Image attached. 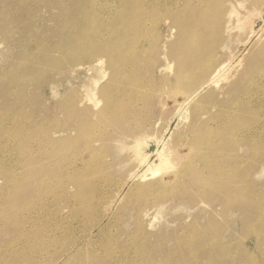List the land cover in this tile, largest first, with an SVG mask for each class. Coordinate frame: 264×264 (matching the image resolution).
<instances>
[{
  "label": "rangeland",
  "instance_id": "obj_1",
  "mask_svg": "<svg viewBox=\"0 0 264 264\" xmlns=\"http://www.w3.org/2000/svg\"><path fill=\"white\" fill-rule=\"evenodd\" d=\"M244 7L230 20L219 0H0V264H264V0ZM206 58L233 68L183 106ZM211 131L241 150L207 155L203 184L175 180ZM134 150L170 166L134 180ZM217 165L235 175L208 177ZM160 177L168 196L138 193Z\"/></svg>",
  "mask_w": 264,
  "mask_h": 264
},
{
  "label": "bare ground",
  "instance_id": "obj_2",
  "mask_svg": "<svg viewBox=\"0 0 264 264\" xmlns=\"http://www.w3.org/2000/svg\"><path fill=\"white\" fill-rule=\"evenodd\" d=\"M258 0H219V2L222 4V8L223 7H225L224 9H225V16L226 17H228L230 20H232V16L234 15V16H239V15H241V12L242 11H244V9H245V7H244V5H245V3H246V5H250V4H252V3H254V2H257ZM7 10H9L8 8H6ZM244 16V15H243ZM244 17H246V16H244ZM244 17H240V21H236L235 22V25H237L238 27H239V29H242V30H245V28H244V25H245V21H242V19L244 18ZM229 20V23L228 24H230L231 23V21ZM7 21L8 20H5V18H4V21H2V25L1 26H3V28H4V30H5V32H4V38L6 39V43H7V46L8 45H12V43L14 42H16V41H13V35L12 34H10V32H11V30H12V26H14L13 24V21H12V17H10V19H9V21H8V23H7ZM242 21V22H241ZM10 22H12V23H10ZM251 29V30H250ZM241 30V31H242ZM247 31H249L250 30V32H249V34L250 35H252L254 32H252V27H251V25H250V27L249 28H247L246 29ZM264 54V50L261 52V55H263ZM194 59V58H193ZM210 59H208V58H206V60H202L203 62H202V64L205 62V64L203 65V70H206V69H212V71L211 72H209L208 73V75H207V77L205 78V79H203V81L199 84V86L197 87V88H194V89H192L187 95H185V98H183L184 99V102H183V106H186L187 104H190L192 101H194L195 99H196V97L199 95V94H201V92L204 90V89H206V88H208V87H210V86H212V85H215V84H217L219 81H221V78L222 77H224V74H226L227 73V71L228 70H230V69H232L233 68V66H229L228 64L227 65H225L224 67H221L220 69H218V70H216L215 69V71H214V73H213V70H214V59L212 60V61H209ZM97 63H98V61H96ZM238 62V61H237ZM239 63V62H238ZM238 63H236V64H238ZM235 64V65H236ZM21 65L22 64H20V66H19V68L21 67ZM234 65V64H233ZM24 66H25V64H24ZM181 67V66H180ZM12 71V70H11ZM223 71V72H222ZM222 72V73H221ZM13 73H16V71H14ZM12 74V73H11ZM259 78H260V82H263L264 83V71H262L260 74H259ZM256 84H259V85H256V86H259V87H261V84L260 83H256ZM203 103V101H200L196 106H194L192 109V116L193 117H196L197 118V120H198V122L200 121V112H203L204 111V108H205V105L204 104H202ZM233 103V102H232ZM235 103V102H234ZM233 105V104H232ZM182 106V105H181ZM231 106V105H230ZM235 106L237 107V103H235ZM234 106V107H235ZM178 108H180V106L178 107ZM181 109V108H180ZM237 109V108H236ZM236 109L235 108H233V109H231V111H236ZM207 110V109H206ZM237 112V111H236ZM231 127V126H230ZM209 132V131H208ZM229 132V131H228ZM192 135L193 134H195V132H192L191 133ZM213 134L214 135H216V133L215 132H213L212 133V131H211V135H212V137L211 136H206V137H200L199 135L197 136L196 134H195V136H193V137H195V139H192L193 141H194V143H198L199 144V148H197V149H195V151H193L194 150V148H193V145H195V144H191V145H189L188 147H189V155H188V157H194V160L196 161L195 162V166H193L189 161H188V157H185L183 160H185V163L184 164H182V166H181V168L178 170V171H176V173L174 174V179L176 180L177 178H181L182 177V175L184 176L185 175V173H187V172H191V171H196L197 173L199 172V170H200V168H199V166L200 165H203L205 162H206V159H208V158H206V156L207 155H211V154H214V151H216L217 150V147L218 148H220L221 149V153H223V151L225 150V148H223L222 147V143L221 142H216V141H218L217 139L218 138H220V137H218L217 139L215 138V136H213ZM229 135V134H228ZM217 137V136H216ZM203 138H205V140H203ZM222 138V137H221ZM138 139V138H137ZM224 139H226L225 137H224ZM251 140H252V136H250L249 138H248V140H246V143H247V145L249 146V145H252L253 144V142H251ZM225 141V140H224ZM236 142H238V141H233L232 140V138L231 137H229V147L225 150V151H227L229 148H230V150L232 149L233 150V152L235 153L236 152V150L237 151H240L241 150V148L239 147L241 144L240 143H236ZM136 144H137V146H140L141 145V141L140 140H137V142H136ZM207 147L209 150H205L204 149V147ZM243 146V145H242ZM162 150V149H161ZM163 152V150L161 151V153ZM227 152H229V151H227ZM194 153V154H193ZM154 154H155V151H154ZM163 154V153H162ZM158 155H160V152L158 153ZM164 155V154H163ZM163 155H160V156H158V157H154L155 158V160L153 161V159H151L152 160V162L151 163H153V164H151L150 163V165L149 166H147L146 165V163H147V158H148V156L146 157V156H144L143 154H141L140 152L137 154L136 152H135V150H134V157H135V163H136V165H137V168L138 167H142V166H144V165H146L147 166V170L146 169H144L145 170V172L143 173V172H141L143 175H140L139 174V176L138 175H132V174H130V178H133L134 180H137V181H139V182H144L146 179H147V171H149L148 173H150V175H152V177L151 178H153V177H155V176H157L159 173H161L163 170H165V168H167V167H169L170 166V164L168 163V161H167V158H166V156H164V157H162ZM156 156H157V154H156ZM214 156H216V154H214ZM152 158H153V156H152ZM197 164V165H196ZM223 167L228 171V172H230V173H232V175H235V173H234V170H236L237 168H235V166L234 167H228V165L227 166H219V165H217V166H214V168H212L211 170H209L208 171V177H215V178H220L221 177V179L223 180V176H225L222 172H221V169H223ZM136 168V169H137ZM195 168V170H193ZM136 171V170H135ZM133 172H134V170H133ZM175 172V171H174ZM236 172V171H235ZM135 173V172H134ZM201 173H204L203 171L201 172H199V175L198 176H201L202 178H197V179H194L192 182H191V184L190 185H192V187H194L193 185H198L199 183H201V184H203V182L205 181V179H207L206 178V174L204 175V174H201ZM132 175V176H131ZM231 176V175H230ZM149 177V178H150ZM226 177V176H225ZM236 177V176H235ZM161 178V177H160ZM210 180V179H209ZM206 181H208V180H206ZM167 185H169L168 184V182H165V180L163 179V178H161V179H158V180H156V181H153V182H150L149 184H146L145 185V187H143V188H140L139 189V194L141 193V192H143V191H145V190H148V191H150V192H152V193H154V194H157V195H164V196H168L169 194H168V192H166V190H167ZM143 186V185H142ZM188 187H190V186H188ZM191 188V187H190ZM170 194L171 195H173L174 193H172V191L170 192ZM181 194V193H180ZM175 197H176V193H175ZM177 198V197H176ZM175 198V199H176ZM172 200V199H171ZM161 203H163L162 201H160L157 205H159V204H161ZM46 245H48V246H52L51 244H47L46 243ZM14 246H15V243H11V244H9L8 246H7V255L10 257L13 253H14ZM6 258H8L7 256H6ZM32 260V259H31ZM214 261V259L213 258H211V259H209V264H212V262ZM70 262H72L71 264H76V262L75 261H70ZM74 262V263H73ZM35 264H37V263H35Z\"/></svg>",
  "mask_w": 264,
  "mask_h": 264
}]
</instances>
